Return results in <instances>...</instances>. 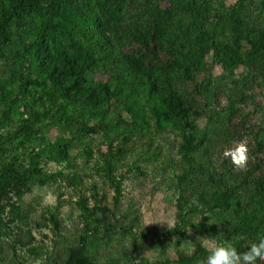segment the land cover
<instances>
[{"label":"rangeland","instance_id":"obj_1","mask_svg":"<svg viewBox=\"0 0 264 264\" xmlns=\"http://www.w3.org/2000/svg\"><path fill=\"white\" fill-rule=\"evenodd\" d=\"M97 1L112 50L134 60L137 83L125 80L118 58L108 63L94 52L84 85L98 95L74 114L80 128H98L75 137L77 127L45 118L34 137L4 146L0 264H58L78 244L91 248L93 264H203L225 242L246 251L264 238V0ZM43 20L21 13L0 33V142L29 101L57 117L73 110L51 102L37 71L19 65L17 50ZM48 53L75 50L56 34ZM139 82L154 83L151 98ZM176 97L189 111L194 151ZM111 142L125 151L117 190L105 177ZM242 142L246 168L232 169L226 153Z\"/></svg>","mask_w":264,"mask_h":264},{"label":"trees","instance_id":"obj_2","mask_svg":"<svg viewBox=\"0 0 264 264\" xmlns=\"http://www.w3.org/2000/svg\"><path fill=\"white\" fill-rule=\"evenodd\" d=\"M5 2L6 4H2L0 0L3 19L0 22L1 35H5L8 25L13 23L16 16L21 15V13L26 12L29 15L45 18L36 28L28 31L29 34L25 36L24 42L17 50L20 59L19 65L21 67L26 65L29 73L37 71L35 84L38 88H48L51 91V102L58 98L64 104L67 103L66 106L73 107V110L68 115H64L65 117H57L58 112L50 115V106L40 110L35 108L33 102H27L24 108L25 118L14 132L5 136L4 142H0V154L6 158L8 152L4 146L9 144L21 145L24 141L34 137L45 118L50 122L63 124V127L68 131L77 127L73 132L75 137L95 131L98 127L80 128L78 126L79 118L74 114L79 106L84 108L93 105L95 102L90 100L98 95L97 92L94 94V88L84 85L87 75L96 61L94 52H97L99 56L102 55L108 63L112 62V58H118L119 63L122 64L120 70L125 73V80L130 84L137 83L136 73L138 72L133 59L119 50H112L115 48L110 45L108 40L109 28L105 24L106 14L103 5L101 3L99 5L97 0H88V2L83 3L80 0H5ZM56 34L61 35L73 45L74 55L57 53L51 56L48 53L50 42L55 40ZM44 50L47 52L45 53ZM217 54L218 52H215V55ZM138 86H146L147 98H151V95L156 92L152 82H145V84L139 82ZM195 87L196 89L200 88L199 86ZM171 102L174 104L176 117L181 124L184 134L183 140L186 142L188 151H194L196 148L192 146L187 136L191 127V117L187 106L182 105L177 97ZM108 149L105 177L108 184L117 190L114 173L117 164L124 160L125 151L121 147L114 146L112 142ZM5 163L8 164V160ZM188 164L187 172L183 177L186 178L184 183L191 186L193 185V177L189 175L193 176V164L189 162ZM4 167L6 168H3L2 171L0 166L1 173L6 174L10 165ZM230 168H235L232 163ZM5 180L7 181V174ZM6 185L9 186V182H6ZM99 227L102 226L99 225ZM102 228L107 232L108 227L103 226ZM131 231L128 229L129 233ZM163 235L169 238H165L166 241H170L172 231ZM71 247L73 248L63 255L58 264H93L91 248L87 247L83 251L79 244Z\"/></svg>","mask_w":264,"mask_h":264},{"label":"clouds","instance_id":"obj_3","mask_svg":"<svg viewBox=\"0 0 264 264\" xmlns=\"http://www.w3.org/2000/svg\"><path fill=\"white\" fill-rule=\"evenodd\" d=\"M232 158V163L238 170H244L247 165V154L244 143L226 153ZM203 264H264V238L252 243L246 251L240 252L230 242L213 247Z\"/></svg>","mask_w":264,"mask_h":264}]
</instances>
